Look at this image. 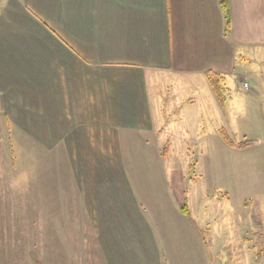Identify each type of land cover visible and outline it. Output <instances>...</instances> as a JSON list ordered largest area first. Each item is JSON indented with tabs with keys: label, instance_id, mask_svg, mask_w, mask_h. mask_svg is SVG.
<instances>
[{
	"label": "crops",
	"instance_id": "0c3cea01",
	"mask_svg": "<svg viewBox=\"0 0 264 264\" xmlns=\"http://www.w3.org/2000/svg\"><path fill=\"white\" fill-rule=\"evenodd\" d=\"M210 74L227 91L223 103ZM213 110L223 117L231 111L243 136L235 142L229 129L217 127L223 143L222 129L235 144L257 142L248 149L224 143L240 157L233 183L250 170L258 177L260 203L242 205L252 223L225 215V188L216 189L221 198L208 221L213 204L203 176L190 180L184 200L186 180L174 162L179 199L170 201L172 221L154 196L138 198L129 179L130 169L134 178L144 175L150 158L164 175L151 144H171V160L196 158ZM4 137L24 143L25 158L38 157L44 168L54 161L55 175L65 159L87 168L71 162L74 172L89 175L71 221L73 238L90 233L96 240L89 264H165V251L175 254L176 230L206 228L219 239L226 226L245 248L239 254L261 244L264 263V0H0V176ZM201 151L208 155L207 145ZM185 202L191 217L182 212ZM6 215L0 224L10 220ZM80 215L89 229H80Z\"/></svg>",
	"mask_w": 264,
	"mask_h": 264
},
{
	"label": "rangeland",
	"instance_id": "374dc122",
	"mask_svg": "<svg viewBox=\"0 0 264 264\" xmlns=\"http://www.w3.org/2000/svg\"><path fill=\"white\" fill-rule=\"evenodd\" d=\"M209 117L211 123L208 127V142L199 145L194 154L196 158L186 159L185 155L182 154L178 155L179 157L175 160H171L166 158L174 149L171 144H151V147L154 150L156 147L157 153L162 156L160 157L161 161L165 162L163 166L160 164L164 175H158L156 172L155 161L151 158L146 159L147 169L144 175L137 174L134 178L131 174L133 173L132 169L129 170L131 172L129 179L134 186V192L141 200L151 198V195L154 196L153 200L156 201L154 205L158 206L159 210L167 212L165 215L171 220L172 206L170 201L179 199L177 198L179 193L177 184L176 188L172 184V178L175 179V174L172 175L174 165L170 164L174 162L179 178H181V174L185 177L186 189L189 187L190 180L196 179L199 172L203 176L204 186H208L209 191H211L208 193V196L211 197L209 203L213 204V208L208 214V221L214 222L215 201L221 198L220 191L216 189L225 188L230 189L228 194L230 203L225 202L227 205L225 215L231 216L232 219L234 217V221L239 224L252 223L251 210L242 209V205L244 200H252L254 204L260 203L258 177L253 170H250V172H245L246 174L239 184L233 183L231 170L236 162L239 163L240 157L222 142L220 136L215 133V128L229 129L235 142L242 141L243 136L238 134L237 127L233 125L231 111L225 112V117H223L220 111L213 110L209 113ZM228 123H230L229 127H227ZM246 135L248 134L246 133ZM1 145L7 157L4 159L7 165L5 164L6 167L2 168L5 173L0 176V218L7 216L6 212H8L10 220L0 224V264H89V248L96 240L89 236L90 233H85L87 235L85 238H73V223L71 221L75 211L78 214L81 211V206L74 205V202L76 204L82 202V196L85 194V187L87 186L84 178L89 176L83 172L79 174L78 168L75 169L77 173L74 172L71 162L75 167L83 169L84 172L87 168L84 169L78 159L73 161L65 159L61 168L62 174L59 175L58 171V175H55L54 161L48 160V167L44 168L45 161L43 163L38 157L25 158L24 143L11 142L4 137V142ZM205 145L209 151L208 155L201 151ZM32 148L33 156H36L35 147L32 146ZM201 156L203 157L201 158ZM129 161L131 163L136 162V160ZM168 161L169 164L166 163ZM237 178L239 179V177ZM83 187L84 189H82ZM232 187L236 190H232ZM198 189L200 190V187L197 188L195 197H199ZM188 190L184 191L186 194L184 200H187ZM59 202L64 203V205H55ZM185 205L189 210L186 202L181 204V209ZM192 216L197 217V219L193 218L200 222L198 212ZM189 217H191L190 210ZM61 218L64 222L62 224L59 222ZM79 218H81L80 229H89L82 222L84 217L80 215ZM52 221L55 222L52 223ZM59 228H61V232H59ZM203 230V234L197 230H192L190 233H182L181 230H176L173 233L175 254L171 255L165 251V264H264L263 259L259 258L261 244L254 247L253 253L239 254L238 249L243 252L245 248L241 249L242 242L236 237L234 238L227 226L222 230V234L220 233L222 236L219 239L212 238L208 234L210 229L205 228ZM250 237L252 238L251 233Z\"/></svg>",
	"mask_w": 264,
	"mask_h": 264
},
{
	"label": "trees",
	"instance_id": "16d2710c",
	"mask_svg": "<svg viewBox=\"0 0 264 264\" xmlns=\"http://www.w3.org/2000/svg\"><path fill=\"white\" fill-rule=\"evenodd\" d=\"M209 80H210L211 86L213 87L215 93L217 94V96L219 98V101L221 103H223L225 98H226V92L227 91L223 88L221 80H219L217 78V76L214 74L209 75ZM220 135H221L224 143L227 146H229L231 148H235V149H248V148L253 147L254 145L257 144V142H255V141H244L242 143L235 144L225 129H222L220 131ZM182 212L185 216H189V210H188V207L186 205L183 207Z\"/></svg>",
	"mask_w": 264,
	"mask_h": 264
},
{
	"label": "built area",
	"instance_id": "2783aa9c",
	"mask_svg": "<svg viewBox=\"0 0 264 264\" xmlns=\"http://www.w3.org/2000/svg\"><path fill=\"white\" fill-rule=\"evenodd\" d=\"M245 86H247V85H245Z\"/></svg>",
	"mask_w": 264,
	"mask_h": 264
}]
</instances>
